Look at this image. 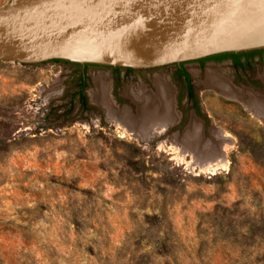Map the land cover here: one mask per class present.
Wrapping results in <instances>:
<instances>
[{
	"label": "rangeland",
	"instance_id": "obj_1",
	"mask_svg": "<svg viewBox=\"0 0 264 264\" xmlns=\"http://www.w3.org/2000/svg\"><path fill=\"white\" fill-rule=\"evenodd\" d=\"M261 59L248 71L264 81ZM186 67L203 116L175 64L119 82L90 67L82 110L78 65L0 62V264H264V118L209 79L263 96L264 83L228 60ZM99 78L124 117L164 80L177 121L117 120L94 100ZM195 117L198 142L218 143L211 157L185 141Z\"/></svg>",
	"mask_w": 264,
	"mask_h": 264
},
{
	"label": "water",
	"instance_id": "obj_2",
	"mask_svg": "<svg viewBox=\"0 0 264 264\" xmlns=\"http://www.w3.org/2000/svg\"><path fill=\"white\" fill-rule=\"evenodd\" d=\"M264 49V0H9L0 62L152 69Z\"/></svg>",
	"mask_w": 264,
	"mask_h": 264
},
{
	"label": "bare ground",
	"instance_id": "obj_3",
	"mask_svg": "<svg viewBox=\"0 0 264 264\" xmlns=\"http://www.w3.org/2000/svg\"><path fill=\"white\" fill-rule=\"evenodd\" d=\"M99 79L98 90L100 89L101 94L102 96H104V98L99 99V95L95 91L96 93L93 94L94 100L98 102V104L103 105L106 108L107 112H109L110 116L113 115L112 117L116 118L117 120H121L124 123L126 122V124L128 123L132 127L137 126L140 128V125H145L148 119H159L161 121L158 123V125H160L161 132L164 131L171 123L177 121V112L173 108L174 100L169 91L171 87L164 80L158 79L156 83L159 88V92L157 95H144V101L141 105L138 106L139 113L136 116L131 117L129 115L128 117H124L126 114L122 112L120 113L113 107V105L109 103L108 97L106 96V90L108 89L106 79ZM209 80L211 84L215 85L218 89L223 90L227 94L242 98L251 111L259 114L264 118V96L262 94L254 92L252 89H238L237 87L232 85L229 80L226 79H212L210 77ZM141 121L144 122V124H141ZM200 126L201 121H199L197 117L192 118L190 127H188L186 131L185 141L187 140V143L189 145H197L196 148L192 149L194 152H200V150H202L208 154V157H211L210 154L216 153V147L218 143L198 142V137L201 134ZM216 134L218 133L216 132ZM221 160L222 159H220V161H218L217 163L221 162Z\"/></svg>",
	"mask_w": 264,
	"mask_h": 264
},
{
	"label": "flooded vegetation",
	"instance_id": "obj_4",
	"mask_svg": "<svg viewBox=\"0 0 264 264\" xmlns=\"http://www.w3.org/2000/svg\"><path fill=\"white\" fill-rule=\"evenodd\" d=\"M232 53H236L237 55H232ZM221 54H226V53H221ZM229 55L224 56V57H212L215 55L207 56L201 59L194 60L196 62H199L200 67H203L207 62L209 61H225L228 60L229 64L234 68L235 72H238L240 74V77L245 74L247 76V82L252 86V87H257V83H264L263 79L260 77H252L250 72L248 71L252 69L253 64L257 62L258 60H262L264 55V49H258V50H250V51H243V52H230L228 53ZM67 63L75 64L78 65L80 68V78H79V88L76 91V94L79 96L80 103H81V108L82 110H90V106L87 103L86 96L84 94V90L88 84V77L91 76L92 70L90 67H95V66H103L99 64H79V63H73V62H68L64 61ZM187 62H181L175 64L177 66L176 73L179 75L180 79H182V85L184 86V92L181 93V97H186V101L189 103L191 106V110L194 111V113L198 116H203L202 112L200 110L199 102H198V97H197V91L195 84L192 80V75L189 72V70L186 67ZM239 62V63H238ZM105 66V65H104ZM111 69H113L114 76L117 77V82L123 81L124 78L128 77L131 73H135L138 70H146V69H132V68H125V67H119V66H108ZM190 75V79H188V75ZM242 75V76H241ZM238 80H232V84L236 85ZM197 116V117H198ZM199 118V117H198Z\"/></svg>",
	"mask_w": 264,
	"mask_h": 264
},
{
	"label": "trees",
	"instance_id": "obj_5",
	"mask_svg": "<svg viewBox=\"0 0 264 264\" xmlns=\"http://www.w3.org/2000/svg\"><path fill=\"white\" fill-rule=\"evenodd\" d=\"M227 55H229L228 53H226V54H217V55H215V56H212V57H224V56H227ZM232 55H237L236 53H232ZM54 61H63V60H54ZM239 63V62H238ZM186 75H188V79H190V75L189 74H186Z\"/></svg>",
	"mask_w": 264,
	"mask_h": 264
}]
</instances>
